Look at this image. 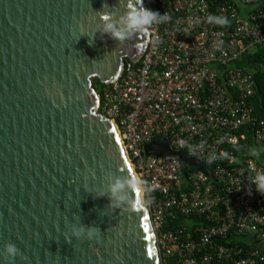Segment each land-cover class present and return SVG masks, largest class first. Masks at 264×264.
Wrapping results in <instances>:
<instances>
[{
    "label": "water",
    "instance_id": "95a60500",
    "mask_svg": "<svg viewBox=\"0 0 264 264\" xmlns=\"http://www.w3.org/2000/svg\"><path fill=\"white\" fill-rule=\"evenodd\" d=\"M139 8L149 9L0 0V264H160L143 194L127 183L136 173L93 86L138 63L149 39L146 27L118 40L101 17L119 27ZM171 154L185 169L204 165L168 140L144 146L145 156ZM117 180L125 186L112 193Z\"/></svg>",
    "mask_w": 264,
    "mask_h": 264
},
{
    "label": "built area",
    "instance_id": "2783aa9c",
    "mask_svg": "<svg viewBox=\"0 0 264 264\" xmlns=\"http://www.w3.org/2000/svg\"><path fill=\"white\" fill-rule=\"evenodd\" d=\"M145 1L152 11L159 2L168 19L148 26L141 60H125L98 93L97 110L114 122L145 182L160 264H264V194L256 183L264 175V116L255 114V77L240 65L264 48V0ZM242 128L252 135L251 154ZM155 140L212 168L143 155ZM179 216L205 224L194 235L165 229Z\"/></svg>",
    "mask_w": 264,
    "mask_h": 264
},
{
    "label": "clouds",
    "instance_id": "9594fccd",
    "mask_svg": "<svg viewBox=\"0 0 264 264\" xmlns=\"http://www.w3.org/2000/svg\"><path fill=\"white\" fill-rule=\"evenodd\" d=\"M101 18L105 21H108L105 25V30L111 32L112 36L118 40H123L133 31H143L146 27L151 26L153 23L166 22L168 19L166 14L161 15L159 12L144 8L129 11L128 14L121 19L119 27L110 22V17L108 15L105 14ZM209 20L219 24L227 23L225 19H219L215 17H209ZM127 183L130 188L136 190L139 193L146 191L145 182L141 178L130 177ZM256 183L257 190L264 194V175L258 176ZM124 186V184L117 180L111 185L110 190L112 193H117L122 188H124ZM92 231L89 232V237H91ZM6 252L9 255H15L17 249L14 245L8 244L6 245Z\"/></svg>",
    "mask_w": 264,
    "mask_h": 264
},
{
    "label": "trees",
    "instance_id": "16d2710c",
    "mask_svg": "<svg viewBox=\"0 0 264 264\" xmlns=\"http://www.w3.org/2000/svg\"><path fill=\"white\" fill-rule=\"evenodd\" d=\"M153 11L159 12L161 14V6L157 3L153 4ZM243 58H245L246 65L241 63L240 65L247 70L248 69L251 70L255 77L256 95L253 98V102L255 106V114L261 117L264 116V48L256 47L254 50L249 52ZM93 86L96 89L97 93H100L101 90L106 85L103 84L98 78H94ZM240 131L247 133V140H246L247 145L245 149L247 152H250L251 154L252 148H254L252 135L246 128H242ZM235 151L238 155H240L239 148H235ZM210 168H212V164L210 163H205L201 167V169L204 170ZM202 224H205V221L200 218H196V217L183 218L179 216L172 223L167 225L165 229L183 228L185 230V233L194 235L195 228Z\"/></svg>",
    "mask_w": 264,
    "mask_h": 264
},
{
    "label": "crops",
    "instance_id": "0c3cea01",
    "mask_svg": "<svg viewBox=\"0 0 264 264\" xmlns=\"http://www.w3.org/2000/svg\"><path fill=\"white\" fill-rule=\"evenodd\" d=\"M240 63H241V64H245V63H246L245 58H242V59L240 60ZM245 65H246V64H245ZM246 70H247V69H246ZM248 71L252 72V71L249 70V69H248ZM260 151H261L260 148H256V151H255V152L259 154Z\"/></svg>",
    "mask_w": 264,
    "mask_h": 264
},
{
    "label": "bare ground",
    "instance_id": "6f19581e",
    "mask_svg": "<svg viewBox=\"0 0 264 264\" xmlns=\"http://www.w3.org/2000/svg\"><path fill=\"white\" fill-rule=\"evenodd\" d=\"M110 123H111L113 129L115 130L116 134H117L118 137H119V133H118L117 127L115 126L114 122L110 120Z\"/></svg>",
    "mask_w": 264,
    "mask_h": 264
}]
</instances>
